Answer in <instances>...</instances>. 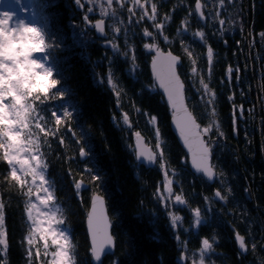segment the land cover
Instances as JSON below:
<instances>
[{
    "label": "trees",
    "instance_id": "obj_1",
    "mask_svg": "<svg viewBox=\"0 0 264 264\" xmlns=\"http://www.w3.org/2000/svg\"><path fill=\"white\" fill-rule=\"evenodd\" d=\"M24 1L31 7L32 25L42 30L51 45L40 53L41 58L46 57V66L54 65V78L60 80L57 89L64 90L62 98L60 91L52 90L48 111L41 113L46 121L50 118L46 130L56 133L48 137L49 145L42 151L54 194L78 245V264H96L85 229L92 190L100 191L108 201L116 242L114 254L104 257L102 264H193V260L198 264L201 241L213 237V250L205 254V264H264V0H225L223 6L219 0H200L204 19L195 11L196 0H141L144 9L133 0H113L112 7L106 5V19L115 27L107 24L106 37L95 31L94 21L101 14L88 0H81L82 7L74 0ZM152 4L157 5L156 20L141 19L145 9L151 15ZM155 24L163 27L157 29ZM145 29L153 35L145 36ZM200 31L205 34L203 40L194 35ZM154 42L182 56L178 71L188 106L200 126L207 127L213 120L220 125L219 131L213 127L206 134L208 143L214 145V184L189 169L187 155L171 130V112L150 71L153 55L144 48ZM208 47L213 49L210 71ZM185 48L192 52L191 58ZM229 68L233 69L230 74ZM109 74L115 89L107 83ZM201 79L215 93L213 104L208 103L210 93L203 89ZM62 107L72 115L57 126L50 114ZM213 108L214 117L210 115ZM124 114L129 117L127 125ZM152 116L157 117L155 125L150 123ZM156 128L164 155L154 168L145 169L135 157L134 134L140 132L155 141ZM39 135L43 143L44 134ZM81 148L92 150L83 163L78 161ZM10 170L0 160V200L5 203L9 245L5 260L6 264H28L27 198L6 179ZM164 170L174 182L175 194H182L186 204L170 207L160 200L157 189ZM93 176L100 179L93 180ZM79 180L88 185L82 196L75 188ZM216 191L226 197L223 203ZM195 209H200L204 221L200 226H194ZM169 212L183 218L175 228ZM237 230L245 238L244 251L236 240ZM31 247L32 264H47L51 257L44 256L39 236ZM54 250L50 246L49 252Z\"/></svg>",
    "mask_w": 264,
    "mask_h": 264
},
{
    "label": "snow or ice",
    "instance_id": "obj_2",
    "mask_svg": "<svg viewBox=\"0 0 264 264\" xmlns=\"http://www.w3.org/2000/svg\"><path fill=\"white\" fill-rule=\"evenodd\" d=\"M74 3L78 7H82L81 0H74ZM133 3L144 9V4L141 0H133ZM221 6L224 5L225 0H219ZM107 4L111 6L113 0H107ZM121 6H123L121 4ZM203 5L200 0H196L195 11L199 14L200 18H204V12L202 11ZM92 11L91 8L88 9ZM131 12L132 9H129ZM10 13H3L0 16ZM107 15V12L104 13ZM115 15V13H113ZM157 15V5H151V15L145 9L141 19L147 16L148 19L155 21ZM11 17V16H10ZM169 17H165L168 19ZM87 19V17H85ZM0 23L10 24V19L0 20ZM186 23V22H185ZM221 25L224 24L223 20H220ZM157 29L163 27V24H155ZM94 28L103 35L105 33L104 20H98ZM116 32L120 29L115 28ZM144 35L151 37L152 32L147 29L144 30ZM195 36L201 40L205 38L204 32H196ZM167 40V37H165ZM51 45L46 48L49 49ZM113 50H117L116 44H111ZM144 48L147 50H154L155 55L152 57V70L155 79L158 81V86L163 89L167 96L168 104L173 110V120L176 128L179 131L180 137L182 138L185 146H187L189 153L191 154V164L193 168L202 173L209 180L213 179L216 175L213 164L211 163L212 150L209 143L205 141L204 134L212 131L213 127L219 131V123L213 120L207 127L201 130L200 124L197 123L196 117L193 116L192 112L188 110L185 105L184 95V83L181 81L180 76L177 74V66L180 61L179 56L173 55L171 52L164 53L161 51L159 46L155 43L145 44ZM46 49H43L41 53H44ZM185 52L188 57H192V52L185 48ZM46 59V57H45ZM40 60V59H39ZM207 61L209 64V71L211 69L213 61V49L208 47L207 49ZM192 72L196 73L197 68L195 67L196 60L192 59ZM233 71L232 68L228 69L229 74ZM201 84L206 92L210 93L209 104L214 103L215 93L211 92L208 84L204 83L201 79ZM107 83L115 89L117 85L113 82L111 74L108 76ZM60 93L64 90L54 88ZM53 89V90H54ZM119 96V92L116 93ZM62 98V97H61ZM231 99V97L229 98ZM47 99H35L32 103V107L28 111H18L15 116L13 123L6 125V132L0 133V160L7 162L10 166V173L6 177L10 182L15 184L21 190V194L27 199L25 200V213L28 222V234L25 237L27 244L30 246L27 250L28 264H32L33 250L32 247L36 243V238L43 241L44 256L51 257L47 260V264H78L77 260V247L78 245L74 242L70 235V229L66 225L64 218L63 209L59 206L57 198L54 194V182L48 176L49 164L46 159L45 152L42 151L44 145H49L48 137L55 135L50 129L46 130V123L50 122V118L46 121V116L41 113H47L48 109L46 106ZM35 102H39L38 104ZM39 108V111H38ZM59 113V114H58ZM51 117H55V124L57 126L63 123L62 118L71 117L72 113L63 107L57 111L51 112ZM211 116H216V110L213 108L210 113ZM9 119H12L10 116ZM124 123L129 124V117L124 114L122 117ZM157 117L152 116L150 123L155 125ZM43 122V123H42ZM35 130V131H34ZM58 131V128H57ZM39 133L44 134L43 143ZM223 136V132L219 133ZM136 157L137 159H144L149 163L157 160V153L149 148L142 137L140 132H136ZM156 145L157 149L161 147V132L159 128L155 129ZM63 143V139L60 140ZM88 153L81 148L79 155L81 157L86 156ZM163 151L159 152L161 159L163 158ZM160 168L164 169L165 164L160 163ZM93 180H99V176H93ZM84 187L82 181L75 183L77 190ZM164 191L169 197L174 195L173 191V180L169 177V173L164 171ZM35 189V191H33ZM159 191V189H158ZM221 200L226 197L221 196V193L217 191L215 193ZM35 197V200L32 198ZM163 200L164 197L161 196ZM174 202L178 205L186 204L182 194L174 195ZM170 223L173 228L182 223V217L172 212L168 213ZM195 224L194 226H200L204 223L201 218L200 209L194 210ZM87 227L88 233L91 239V257L96 264H102V259L105 254L111 253L115 246V238L112 235L111 227L112 222L107 214L105 199L102 195L93 194L91 198V208L87 214ZM179 239V238H178ZM236 240L239 243L241 251L245 250V238L236 235ZM50 241V243H49ZM215 237L210 241L209 238H204L201 241V248L198 249L199 260L198 264H205V254L213 250V243ZM53 247L55 250L49 252V248ZM8 239L7 230L5 227V203L0 200V264H6L5 256L8 250ZM253 247H255L253 245ZM41 253L37 248L35 250V256L39 259ZM183 259V258H182ZM193 264H197L196 260H193Z\"/></svg>",
    "mask_w": 264,
    "mask_h": 264
},
{
    "label": "clouds",
    "instance_id": "obj_3",
    "mask_svg": "<svg viewBox=\"0 0 264 264\" xmlns=\"http://www.w3.org/2000/svg\"><path fill=\"white\" fill-rule=\"evenodd\" d=\"M10 16H0V20ZM49 46L42 30L23 19L0 23V133L7 131L4 126L14 122L18 111L30 110L35 99L49 98L60 83L54 70L33 55Z\"/></svg>",
    "mask_w": 264,
    "mask_h": 264
},
{
    "label": "rangeland",
    "instance_id": "obj_4",
    "mask_svg": "<svg viewBox=\"0 0 264 264\" xmlns=\"http://www.w3.org/2000/svg\"><path fill=\"white\" fill-rule=\"evenodd\" d=\"M90 1V5H92L93 7H96L98 9V11L96 13L101 14V16L99 17V19H104L106 22V27L107 24H111L112 26H110V28H114L115 24H112V21H107V16L104 14L105 12H107L108 14V8L106 7V4L102 1V0H88ZM31 9L30 6H28V4L22 0L21 5H16L15 2L14 4L12 3H8L6 0H0V14H3L5 12L10 13L11 17H10V24H15L17 23L19 20L23 19L26 23L32 25L33 21L31 20L30 14H29V10ZM35 58L40 59L42 62H44V64L46 65L47 61L45 60V58H41V54L40 53H35L33 54ZM50 66L53 70H56V68L54 67V65H47ZM9 181V180H8ZM10 184L14 185L15 182H10ZM15 188L16 190H20L19 187L15 184ZM21 191V190H20ZM33 191H35V189H33ZM174 191V195H175V190L173 188ZM162 192V191H161ZM163 193L165 195V200L167 202L170 203V207H172V205H178L174 202V195L172 197H169L168 194L163 190ZM21 196H23L21 194ZM33 200H35V197L32 198Z\"/></svg>",
    "mask_w": 264,
    "mask_h": 264
},
{
    "label": "bare ground",
    "instance_id": "obj_5",
    "mask_svg": "<svg viewBox=\"0 0 264 264\" xmlns=\"http://www.w3.org/2000/svg\"><path fill=\"white\" fill-rule=\"evenodd\" d=\"M29 11H31V10H29ZM32 12V11H31ZM31 12H29V13H31ZM33 21V20H32ZM105 28H107L106 27V25H105ZM179 57H180V59H181V63H182V61H183V58H182V56L180 55V54H177ZM154 81H155V79H154ZM157 89L160 91V93L162 94V96L164 97V95H163V93L161 92V90H160V88L157 86ZM185 92H186V86H185ZM187 106H188V103H187ZM188 108H189V106H188ZM190 109V108H189ZM191 111V110H190ZM198 123V122H197ZM199 124V123H198ZM170 127H171V130L173 131V134H174V136H175V138L177 139V142L180 144V146L184 149V151H185V153H186V155H187V160H188V165H189V154H188V152H187V150L185 149V146L183 145V143H182V140L179 138V136L177 135V133L175 132V130H174V128H172V125H171V118H170ZM201 127V126H200ZM203 128L201 127V130H202ZM142 135V137L144 138V140H145V143L147 144V145H149L151 148H152V150L154 151V152H156L157 153V160L155 161V165L153 166V167H150V168H147L143 163H141L138 159H137V157H136V137L134 138V153H135V157H136V159H137V161L139 162V164H141L145 169H152V168H154L157 164V162H158V159L159 158H161L160 156H159V152L161 151V149H157L156 147H155V145H156V136H154L153 138H155V141L154 140H151V139H148V138H146V136H144L143 134H141ZM204 139H205V141L206 142H208L207 141V137H206V134H204ZM152 138V139H153ZM161 141H162V138H161ZM209 146H210V148H211V150H212V156H211V163H212V157L214 156V145L213 144H211V143H209ZM95 148V147H94ZM95 150V149H94ZM86 151V150H85ZM92 150L90 149V150H88V151H86L88 154L86 155V156H84V157H81L80 155H79V157H78V161L80 162V163H83V162H85V161H87L88 160V158H89V156H92V152H91ZM165 171V170H164ZM174 183V182H173ZM163 184H164V180L161 182V185L159 186V191H158V189H157V194L160 196V200L161 201H165V195H164V193H163V190H164V187H163ZM174 187V186H173ZM83 190H85V188H82ZM92 191H94V193H97V194H99V195H102L103 197H104V199H105V202H106V205H107V209H108V201H107V199H106V197L102 194V193H100V191L99 192H95V190H92ZM162 191V192H161ZM221 193V192H220ZM161 196H163L164 197V199L162 200L161 199ZM221 196H223L222 195V193H221ZM90 200H91V198H90ZM222 203L224 202L223 200L221 201ZM89 205H90V202H89ZM88 208H89V206H88ZM108 212H109V209H108ZM109 216H110V212H109ZM110 218H111V216H110ZM112 228H113V224H112ZM113 232V231H112ZM242 232H240V231H238L237 230V233L236 234H241ZM114 236V235H113ZM115 238V237H114ZM115 248H116V242H115ZM172 248H173V250L172 251H176L175 250V247H174V245L172 244ZM114 252H115V250H114ZM92 258V257H91Z\"/></svg>",
    "mask_w": 264,
    "mask_h": 264
},
{
    "label": "water",
    "instance_id": "obj_6",
    "mask_svg": "<svg viewBox=\"0 0 264 264\" xmlns=\"http://www.w3.org/2000/svg\"><path fill=\"white\" fill-rule=\"evenodd\" d=\"M202 11H203V9H202ZM205 18V17H204ZM203 18V19H204ZM98 21V20H97ZM97 21H95V23L97 22ZM95 23H94V25H95ZM104 27H105V25H104ZM96 30V29H95ZM96 32L97 33H99L97 30H96ZM100 34V33H99ZM101 35V34H100ZM106 35V30H105V33L103 34V35H101V36H105ZM156 44V43H155ZM161 51L162 52H164V53H168L169 51H165V50H162L161 49ZM152 52H153V54L155 55V51L154 50H152ZM173 55H175V56H178L176 53H174V52H171ZM153 55V56H154ZM181 64V59H180V61H179V64H178V66ZM178 66H177V74L179 75V73H178ZM150 67H151V73H152V76H153V78L155 79V76H154V74H153V70H152V60H151V63H150ZM180 76V75H179ZM180 79H181V81L183 82V80H182V78H181V76H180ZM155 82H156V84H157V86H158V81L155 79ZM184 83V82H183ZM159 87V86H158ZM160 88V87H159ZM160 90H161V92L163 93V95H164V98H165V101H166V103H167V105H168V107H169V109L172 111V117H171V125H172V128H174V130H175V132L177 133V135L179 136V138L182 140V138L180 137V134H179V131H178V129L176 128V125H175V122H174V120H173V110H172V108H171V106L168 104V101H167V96H166V94L164 93V91H163V89L162 88H160ZM184 95H185V105L187 106V101H186V93H185V84H184ZM188 107V106H187ZM188 110L190 111V109L188 108ZM191 112V111H190ZM194 116V115H193ZM195 117V116H194ZM205 137V136H204ZM144 142H145V140H144ZM182 143H183V145L185 146V144H184V142H183V140H182ZM146 144V143H145ZM147 145V144H146ZM149 148H151L149 145H147ZM152 149V148H151ZM185 149L187 150V152H188V154H189V169L192 171V172H194V173H196V174H202V173H199V172H197L194 168H193V166H192V164H191V154L189 153V150H188V148H187V146H185ZM139 161L141 162V163H143L147 168H150V167H153L154 165H155V162H152V163H149V162H147L146 160H144V159H139ZM216 172V171H215ZM203 175V174H202ZM204 176V175H203ZM216 176L217 175H215L214 176V178L213 179H211V180H209L207 177H205L206 179H207V181L210 183V184H214L215 183V180H216ZM83 185H84V188L86 187V185L83 183ZM217 192V191H216ZM95 194H97V193H95ZM93 196V195H92ZM92 196H91V198H92ZM217 197V196H216ZM217 199L219 200V201H222L219 197H217ZM105 206H106V210H107V214H108V216H109V212H108V209H107V205H106V202H105ZM90 208H91V200H90V205H89V208H88V212L90 211ZM88 212H87V214H88ZM109 218H110V216H109ZM111 220V219H110ZM85 229H86V234H87V237H88V240H89V245H90V248H91V239H90V236H89V233H88V227H87V216H86V218H85ZM111 232H112V227H111ZM113 235V234H112ZM114 250H115V246H114V248L112 249V251H111V253H108V254H105V256H107V255H112V254H114ZM104 256V257H105ZM103 257V258H104Z\"/></svg>",
    "mask_w": 264,
    "mask_h": 264
}]
</instances>
